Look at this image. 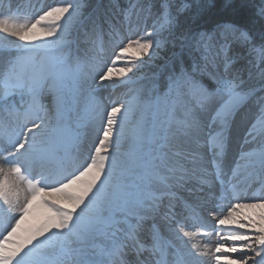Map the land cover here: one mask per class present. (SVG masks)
Listing matches in <instances>:
<instances>
[{
	"label": "snow or ice",
	"instance_id": "obj_1",
	"mask_svg": "<svg viewBox=\"0 0 264 264\" xmlns=\"http://www.w3.org/2000/svg\"><path fill=\"white\" fill-rule=\"evenodd\" d=\"M0 264H264V0H0Z\"/></svg>",
	"mask_w": 264,
	"mask_h": 264
},
{
	"label": "rangeland",
	"instance_id": "obj_2",
	"mask_svg": "<svg viewBox=\"0 0 264 264\" xmlns=\"http://www.w3.org/2000/svg\"><path fill=\"white\" fill-rule=\"evenodd\" d=\"M44 3H53L54 0H43ZM11 39V38H9ZM17 43H20L19 41H16ZM124 56L125 57H128L130 59H133V60H139L140 58V53H138L135 49H130L129 52L127 53H124ZM118 75V69L114 70L113 72V77H117ZM126 90H121V89H117L115 91H109V92H105V98H107L108 96H112L114 99L116 98H121L124 94ZM107 102V101H105ZM245 215H251V212L245 210ZM44 216V210L42 209H37L33 212L32 216L28 217L27 220H26V223H25V226L28 227L37 223L38 220L42 219V217ZM28 223V224H27ZM27 224V225H26ZM227 226H234V225H227ZM24 228V227H22ZM207 237H203L202 235L198 234V235H195L193 238H192V241L197 243V244H203L204 240H206Z\"/></svg>",
	"mask_w": 264,
	"mask_h": 264
},
{
	"label": "bare ground",
	"instance_id": "obj_3",
	"mask_svg": "<svg viewBox=\"0 0 264 264\" xmlns=\"http://www.w3.org/2000/svg\"><path fill=\"white\" fill-rule=\"evenodd\" d=\"M27 224H28V223H27ZM27 224H26V225H27ZM22 227L26 228L25 224H24V225H22ZM27 227H28V225H27ZM200 244H201V243H200Z\"/></svg>",
	"mask_w": 264,
	"mask_h": 264
}]
</instances>
